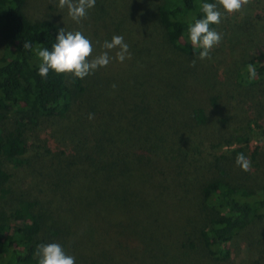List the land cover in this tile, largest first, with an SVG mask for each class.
Masks as SVG:
<instances>
[{
    "label": "trees",
    "instance_id": "16d2710c",
    "mask_svg": "<svg viewBox=\"0 0 264 264\" xmlns=\"http://www.w3.org/2000/svg\"><path fill=\"white\" fill-rule=\"evenodd\" d=\"M26 1L0 0V264H38L37 245L52 242L75 264L228 263L231 242L264 217V147L244 152L241 127L226 128L215 95L226 79L189 66L202 49L191 45L187 26L214 0H157L158 37L147 30L142 51L147 71L134 83L130 77L129 100L117 109L116 96L101 99L71 74L38 75L36 49L51 50L63 27L29 20ZM259 56L231 81L249 88L263 81ZM100 71L91 76L109 79ZM83 124L88 132H79ZM241 153L248 171L235 163ZM70 186L84 199L71 202ZM180 197L193 208H176ZM117 202L130 203L127 224L107 231L102 212Z\"/></svg>",
    "mask_w": 264,
    "mask_h": 264
},
{
    "label": "rangeland",
    "instance_id": "374dc122",
    "mask_svg": "<svg viewBox=\"0 0 264 264\" xmlns=\"http://www.w3.org/2000/svg\"><path fill=\"white\" fill-rule=\"evenodd\" d=\"M215 2L216 0H214ZM156 3L157 0H96L95 6L88 10L87 16L79 23L69 17L66 8L58 7V0H27L24 13L31 21L50 19L61 25L66 31H81L91 40L94 56L105 51L101 45L106 40L110 41L113 35L124 37V41L129 45L130 58L123 62L117 61L115 53L118 49H114L108 53L110 57H113L111 62L106 67L97 69L101 70L100 74L108 76L114 83H111L109 79L95 78L91 74L82 79L86 83H90L93 90L99 92L101 99L108 101L110 96H116L117 102L114 108L117 109V105L120 104L119 108L122 106V102L129 100L127 86L130 77L134 83L144 79V72L147 71L144 62L149 57L145 56L146 54L142 51L145 46L147 47V30L158 37L157 29L152 22ZM220 11L222 18L221 22L216 25V31L222 34V40L211 49L210 59L200 60L199 55H196L193 59L195 66L192 68L197 71L204 67L206 78L226 79L227 83L223 86L224 88L219 92H214L219 97L218 102L224 104L223 110L228 117L226 128L237 125V127H241L243 138H246L245 143H240L244 150H247L248 144L249 147L254 145L264 147V80L250 88L239 86L231 81L235 72L242 68V63L245 60L249 58L259 60L262 57L259 55L264 53V0H251L239 12L233 14L225 13L222 8ZM3 46L4 41L0 37V55ZM137 51H141L142 55L137 54ZM160 57L165 56L162 54ZM151 60L153 58L149 61ZM100 81L106 82V90L103 87L100 88ZM247 120H251V122H247ZM248 124L250 128H247ZM7 125L11 126L10 123ZM41 127L43 128H40V131L49 126ZM62 130L65 131V128L62 127ZM78 130L79 132H88L85 124L81 125ZM203 133H208V131L205 129ZM69 134L70 132H65V135ZM231 147L233 145L224 146L222 150ZM254 172L252 171L251 174L253 175ZM254 180L256 181V179ZM254 180L248 179L245 184L254 188ZM81 189L70 186L71 202H76L77 198L84 199ZM129 204V202H117L110 212H102L105 230L111 231L114 228L112 224L125 228L129 216ZM173 205L186 211L193 208V200L180 197L173 202ZM136 231L143 233L139 225H137ZM186 264H188L187 261ZM225 264H264V217L231 242L230 258Z\"/></svg>",
    "mask_w": 264,
    "mask_h": 264
},
{
    "label": "clouds",
    "instance_id": "9594fccd",
    "mask_svg": "<svg viewBox=\"0 0 264 264\" xmlns=\"http://www.w3.org/2000/svg\"><path fill=\"white\" fill-rule=\"evenodd\" d=\"M251 0H216L215 3H202L200 5L203 18L195 19L187 26V37L194 48L199 51L200 60L210 59L211 49L222 40V34L217 32L211 25H218L221 22L222 8L225 13L233 14L239 12ZM96 0H58V7L66 8L69 17L79 23L87 16L89 9L95 6ZM33 43L25 41L23 48L31 50ZM105 51L93 55V45L81 31H65L60 28L55 36V43L51 50L37 48L36 55L41 60L38 68V75L47 78L49 71L56 74H71L75 78L83 79L94 73L98 68L106 67L113 57L109 51L118 49L115 59L123 62L130 58L129 45L121 35H113L111 40L104 41L101 45ZM191 67L195 66V60L190 61ZM249 79L257 76L256 68L252 64L247 65ZM115 87V85H113ZM91 119L92 116L90 115ZM235 163L242 170L248 171L251 168L250 160L243 154H238ZM36 255L38 264H75V258L65 252L64 248L56 242L37 245Z\"/></svg>",
    "mask_w": 264,
    "mask_h": 264
}]
</instances>
